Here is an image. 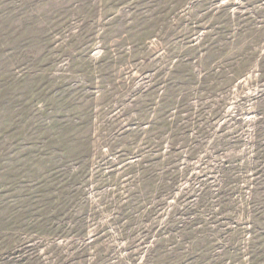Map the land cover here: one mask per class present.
<instances>
[{"label":"rangeland","instance_id":"1","mask_svg":"<svg viewBox=\"0 0 264 264\" xmlns=\"http://www.w3.org/2000/svg\"><path fill=\"white\" fill-rule=\"evenodd\" d=\"M0 264H264V0H0Z\"/></svg>","mask_w":264,"mask_h":264}]
</instances>
